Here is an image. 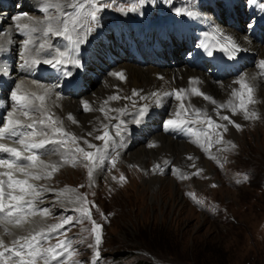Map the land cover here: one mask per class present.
<instances>
[{"label":"rangeland","instance_id":"374dc122","mask_svg":"<svg viewBox=\"0 0 264 264\" xmlns=\"http://www.w3.org/2000/svg\"><path fill=\"white\" fill-rule=\"evenodd\" d=\"M154 1L143 0L147 5ZM173 1H182L192 10L200 8V0ZM115 2L119 3L118 0ZM215 2L218 8L224 4L221 0ZM14 4L10 2V8ZM60 5L58 2L50 3L53 16L34 15L45 25L50 21L48 19L55 21L58 18V12L53 11ZM123 6L119 3L113 7L105 3L99 8L105 7L104 18H109L112 10L116 11L115 16L137 10L123 11L119 8ZM219 13L225 14L224 11ZM34 15L27 13L26 18H34ZM238 19L241 17L238 16L235 24L243 28L245 21ZM251 65H254V60ZM29 85L34 89L35 84ZM248 85L252 88V103L248 102L247 89L242 88L240 83L231 86L232 89L230 83H226L211 90L217 103L224 105L217 109L215 115L207 108V101L200 103L201 114L213 119L203 132L206 136L209 131L214 134L218 145L217 148L215 143L208 141L209 153L188 143L190 147L183 153L184 156L173 155L165 151L164 136L154 139V145L138 147L140 151L136 148L126 152L124 137L109 143L113 144L109 146L113 147L111 153L103 162L98 156V162L93 166L82 153L76 151L77 148L90 151L84 143L85 140L90 141V132H82L84 138L72 133L68 142L71 146L66 147V156L60 159L63 166L53 177V186H49L54 192H71L79 199L75 198V208L49 210L50 214L45 215L42 224L35 227L42 233L59 225L65 216L72 218V223L65 224L64 233L56 238L69 237L68 256L60 264H264V81L254 78ZM234 91L237 96L232 95ZM241 95L248 118L240 107L233 105L239 104ZM81 100L86 103V100ZM221 109H225V113H218ZM225 115L234 124L220 118ZM80 123L83 121L80 120ZM80 123L75 127L79 134ZM217 125L226 126L228 130L225 132ZM201 130L202 127L197 128L196 135H200ZM202 135L201 139L205 140L206 136ZM112 141L113 136L110 135L109 142ZM90 143H97L107 150L102 140L95 139ZM52 154L44 157L43 165H54L50 163ZM164 156H169L170 163ZM50 171L53 170L47 173ZM47 173L43 174L45 178L53 176V172H50L52 175ZM121 177L124 179L121 180ZM168 182L167 190L160 193L162 185ZM41 200L52 202L54 198L48 195ZM48 206L46 204L42 209ZM80 209H87L91 218L83 216ZM97 237L100 240L98 245ZM47 251L43 246V256L47 255ZM36 264L47 262L42 259Z\"/></svg>","mask_w":264,"mask_h":264},{"label":"bare ground","instance_id":"6f19581e","mask_svg":"<svg viewBox=\"0 0 264 264\" xmlns=\"http://www.w3.org/2000/svg\"><path fill=\"white\" fill-rule=\"evenodd\" d=\"M11 1L13 2V0H4V3L8 8L10 7L9 3ZM36 1L35 8L41 7L42 4L49 6L50 3L53 2L61 3L60 7L53 11L58 12L60 18L64 13L69 12V16L66 18L69 31L65 33L64 38L70 36L71 40L66 39L68 48L66 47L65 49L67 55L64 57V60L67 62L69 57H76L79 59V62L82 65L81 67L85 66L93 75H96L97 73V77L94 79L92 76L90 78V74L84 77L90 91L87 89L80 90L69 96L63 94L64 92L62 91L57 92L54 90L53 86L48 83L33 82L21 77L16 80L15 85L11 86V88H15L16 85H20L21 89H28L32 94L45 96L43 103L44 111L52 117V120H54L55 123L53 124L51 121H46L45 125L42 126L37 123V126L40 128H50V132L53 128H60L64 133L69 134L68 137L63 136L64 139L67 137V143L71 141L70 137L72 133L73 135L77 133L78 136H81L82 132L85 131L100 133L103 132V129L106 127L109 128V134L113 136V141L109 143H114L116 139L117 141L119 140V138L114 135L116 133L114 128L121 124L119 127L122 130V134L118 135H120V139L122 140L124 137L126 138L124 145L126 152L141 146L145 148L150 144L154 145L153 142L155 140L164 136V138H162L166 147L165 151L170 152L173 155L178 153L184 156L183 153H186L189 150V144L199 148L201 151L209 153V150L207 149L208 141L215 143V147L218 148V145L215 142L216 137L214 138L215 135L210 131L207 132V136L204 134L206 132L203 131L208 129L209 125L205 121V116H203L201 112L199 115L195 114L197 117L192 115L195 113L194 109L201 110L202 107L200 106V103L204 104V102L207 101V108L209 107L211 114L215 115L217 113L219 104L212 95V91L217 85L220 87L224 86L226 83H230V88L232 89L231 86L237 84V81H240L241 79L248 84L250 81H254V78L259 82L264 81V69L261 67V61H264V37L256 36L253 38L252 35L247 34L248 32L246 30L247 27H252L250 23L257 20L259 13L254 14V17H252L251 13L247 12L245 8H242L238 2L232 5L230 4V6L227 5L226 7L229 8L227 12H225L223 8H218L212 3L213 6L209 8L210 12H208V15L211 19L215 20L214 22H216L217 26L227 37H229L230 40H233L237 46L241 47L245 52L251 55L252 60L249 64L242 67L237 64L236 66L240 68L233 75H227V73L223 72L221 73V76L213 77L200 68H195L190 61V58L187 59L190 54L188 43L194 45L198 41V35L195 33V30L202 33L201 31L204 29L196 28L197 24L193 15L181 9V5L172 4L170 8V6L157 1L151 7L143 6L132 13L126 12L118 14L117 16L113 15L112 21H109L107 24L105 23V25H102L101 23H98V25L95 23L94 25L93 21L83 19V7H69V5H78L81 0L77 2H75V0ZM117 4L119 3L113 5L115 6ZM235 6L239 9H236ZM25 8L26 6L22 7L23 10ZM27 8L30 10V7ZM4 9L5 8H0V15ZM36 11L37 13H34ZM36 11L32 12L33 15L38 14L44 15L45 17L46 15H52L51 7L48 10L36 9ZM221 11H224L225 14L222 15L219 13ZM177 13H179V15ZM35 16L36 15H34L35 19L23 17L19 20V22H22L23 20H25L24 22H27L28 20L32 21L29 22V32H24V36L19 38L17 32L11 31L10 25L6 26V21L1 22L3 23V26L0 27V29H5V36H0V43H2V46H0L1 53L8 51L9 55L14 58L17 55V51L23 49V53L25 55L27 54L30 58L34 55L32 50L36 52V49L33 48L37 47L39 43H45L47 46L50 45L51 33L47 37L44 36V29L48 26V22H45V25H43ZM238 16L241 17V19H238L239 21L242 22L245 20L244 23L246 24L243 28H239V26L235 24ZM173 17H176V23L173 27L162 28L161 21H171ZM62 19H64V17ZM49 20L51 19H48V21ZM213 20L212 23H214ZM73 23H75L76 31L72 30ZM11 24L14 25L15 21ZM53 24V30L63 27L58 18L53 21ZM23 26L24 25L21 27ZM254 26L257 27V24ZM32 28H36L37 31L31 32L30 29ZM58 37L59 36H56L55 40ZM77 40H83L84 43L78 44L76 43ZM23 41H27V45L25 42L22 43ZM31 46H33V48ZM215 46L218 47L219 44L211 42V47L213 48ZM51 51L55 56H58L59 50L53 48ZM198 52L199 49H197L194 54H197ZM253 60L254 65H251ZM81 67H75L68 63V68L74 70V72H78ZM99 69L100 72L98 73ZM104 71L107 73H104ZM116 73H121L123 79L114 75ZM8 75L16 78L15 70L11 68ZM70 81L72 82L73 80L70 79ZM190 81H192V83H190ZM29 83L35 84L34 89L30 87ZM61 84H64V82H61ZM193 87L199 89L200 92L210 97V99L205 100L203 96H197L191 93ZM180 88L187 90L183 100V107L181 106V102L175 99L174 95L163 96V93L165 92L171 93L173 89ZM21 89H19V93H21ZM133 90H136L139 94L133 95ZM153 93H158L159 95L153 96ZM2 94L6 99L12 101L10 97H7L5 87L2 90ZM113 96L117 97V99H111ZM80 99L86 100L90 110H87L86 112L81 111V108L84 107V102L82 100L80 102ZM212 101H215V103ZM33 103L39 104V102L35 100H33ZM81 103H83L82 107ZM256 104H258V102ZM233 105L235 106L236 104ZM141 108H146L148 119L142 120L138 124L135 122L134 118ZM101 109H103V111H101ZM177 113H179V115H177ZM218 113H225V109H221ZM181 116L186 117L192 124L191 129L202 127L203 130H201L202 132H199L200 135H193L190 137L185 136L183 139L178 137L172 138L169 135L170 132H168L172 130L166 129L165 121L177 117L180 118ZM33 118H35L36 121H39L44 119V115L41 113H35L33 114ZM80 120L83 121L82 124L80 123ZM211 120L213 121V119ZM78 123H80L81 127L80 134L75 129ZM101 127L102 131H100ZM202 134L206 136V139L204 138L205 140L201 139ZM96 135L98 134H92L90 141H94ZM67 143H65L61 152L58 151L59 153L57 152V154H52V156H50V163H54L55 165V171H50L53 172L52 177H44L45 175L43 174H46V171L50 169L52 170V167L43 165L42 161L30 170L31 176H29V184L32 187L29 191L32 193V197L38 198L40 196L51 195V199L54 198V201L52 202L39 199L37 201V207L39 209H42L43 206L49 204L48 209L50 211L55 209L65 211L67 208H75L73 205L77 204L75 200L77 197L72 195L71 192H54L49 186V184H52L53 186L52 179L58 174V172H60L59 168L63 166L60 159L63 156H66V147L71 146L70 143ZM91 144L95 145L96 148L89 149L90 151L95 152L96 149H102L97 143ZM112 149L113 147H107V150L103 149L104 151L98 154L101 158V162L106 160ZM137 151H140V149L138 148ZM147 152L149 153L150 151ZM137 157H139V154ZM163 158L167 159L170 163L169 156H164ZM141 161L143 162V160ZM163 166H165V163ZM50 175H52V173ZM33 176H39L41 178L35 179L32 178ZM168 185L169 182L163 184L160 193L162 190H167ZM33 189H35L36 192H39V195H36L35 192H33ZM44 218L45 215L43 213L37 212L26 221H23L21 226H0V241H5V243L8 244V241L12 243L11 240L19 236L20 233L21 235L24 233L25 236H28L32 231L37 230L35 227L40 226ZM4 229L9 233L7 236H2Z\"/></svg>","mask_w":264,"mask_h":264},{"label":"snow or ice","instance_id":"6c2138e0","mask_svg":"<svg viewBox=\"0 0 264 264\" xmlns=\"http://www.w3.org/2000/svg\"><path fill=\"white\" fill-rule=\"evenodd\" d=\"M70 7L76 8V7H82V5H70ZM94 11H92L90 13L91 19L92 21H98V11H99V6L98 5H94ZM179 15V13H177ZM64 19H61L60 23L63 25L62 28H57L56 30H53L52 28V23L53 21L50 20L48 22V26L44 29V36L47 37L50 33L52 36H64L65 33H67L69 31L68 29V22H67V13L63 14ZM73 31H76V26L75 23H73ZM31 32H35L37 31L36 28H32L30 29ZM66 39L71 40L70 36H67ZM225 39H227V37H225ZM27 41L25 42V44L27 45ZM76 43L80 44V43H84L83 40H77ZM40 49L45 50V44L41 43L39 45ZM52 47H54L53 45H49V49H51ZM232 47L234 49H237L236 45H232ZM209 56L212 55V52H208L207 53ZM67 54L63 51V50H59L58 52V56H52L51 52H49V57H46L44 59V63L45 64H49L51 65L53 68H57L58 66L61 67V70L63 71V74L65 75V77H69L71 75L70 72V68H68V63H70L72 66L75 67H81L82 65L79 62V59L76 57H71L70 60L68 62H66L64 60V57ZM27 61L25 62V65H22V69L27 65ZM33 63H38V61H33ZM261 67H264V61H261ZM67 69V70H64ZM116 75L118 78L123 79V75L121 73H116L114 74ZM190 83H192V81H190ZM237 83H240L242 88H246L247 92H248V102L252 103V99H251V93H252V88L243 81V79H241L240 81H237ZM19 89H20V85H16V87L11 91L10 93V99L14 102L15 104V109L14 111H20L21 113H23V115L25 117L33 115L35 113H41L42 115H44V119H41L39 121H33L32 123H29L27 125L21 124L19 120H14V119H8L6 124H4L2 127H0V140H10L13 143H18L22 146L23 151L26 152H32L35 149H41L44 147V144L46 143V141L44 140H40L38 143H33L30 141L29 137L34 136L37 134L38 129L36 128V124L39 123L40 125H45L46 121H51L53 124L55 123L54 120H52L51 116H48L43 108V103L45 100V96L43 95H35V94H19ZM186 89L184 88H180V89H173L171 93L165 92L163 93V96H169V95H174L175 99L179 102H181V106L183 107V100L185 97V93H186ZM191 92L194 95L197 96H203V98L205 100H209L210 97H208L207 95L203 94L202 92H200L197 88L193 87L191 89ZM139 93L136 90H133V95H138ZM153 96L159 95L158 93H153ZM233 96H237L238 94L234 91L232 93ZM111 99H117V97L113 96L111 97ZM33 100L38 101L39 104H35L33 103ZM213 103H215V101H212ZM240 107L241 110H243L245 112V116L246 118H248V114H247V109L246 106L244 104L243 101V96H240V102L238 105H235L234 107ZM224 105H218V108H223ZM84 108L85 110H90L89 109V105L87 103H84ZM101 111H103V109H101ZM194 112L196 115L200 114V110L199 109H194ZM14 113H8V116L11 117ZM177 115H179V113H177ZM147 116V110L146 108H141L139 110V112L136 114L135 116V122L136 123H140L144 118H146ZM71 118V117H69ZM222 120H227L229 123L234 124V121L230 120V118L228 116H221L220 117ZM255 118V117H253ZM205 121L211 125L212 124V120L210 117L205 116ZM75 122V121H74ZM126 123V122H124ZM237 128L239 127V125H234ZM165 127L166 129H176L177 127L182 128L181 124H178V122L176 120L173 119H168L167 121H165ZM218 128L223 127L224 131L226 132L228 129L226 126L223 125H217ZM31 129V132H25L24 129ZM52 131V135L55 136L56 133H60L63 136H67L69 135L68 133H64L62 132V130L60 128H53L51 129ZM40 134L42 135H47V132H40ZM89 136L92 135V133H88ZM75 140V138H73ZM94 139L96 140H102L105 143V147H109V140H110V134L108 131H103L102 134L100 135H96L94 137ZM50 142V141H47ZM84 143L87 145L88 149H94L96 148L95 145L89 143L88 141H84ZM76 151L80 152L83 154L84 158L86 160L89 161L90 165H95V163L98 162V154L101 153L102 151H104L103 149H96V151H86L83 148H77ZM0 152L3 153H8L11 155V157L14 158V160H7V159H0V166H5L7 168H13L16 167L19 171L23 172V174L25 176H29L31 175L30 173H28L27 171H25V169L30 166L32 163H34L37 160V155L36 154H30L28 156H23L22 155V151L17 150L16 148H11V147H6L3 144H0ZM188 159H193L192 157H188ZM27 161V164H22L20 163V161ZM113 166H114V161H113ZM47 167V166H46ZM50 167H52V170L55 171V165H50ZM4 175H7L9 177V182H8V187L12 188L14 185H19L20 186V192L23 193V195L20 196H14V195H10L7 198L9 200H13V201H17L19 207L18 208H14L13 205H5L3 203H0V212H4L5 208L8 209L7 215L9 217L12 216L13 211H21L28 206H31V201H27L25 203H20L21 201H25V195H27L28 193L26 192L25 189V184L26 181H21V180H12L11 176L8 173H4ZM89 176H91V169L89 171ZM32 178L35 179H39L41 177L39 176H33ZM124 178L121 177V180H123ZM28 188H31V185L27 186ZM33 192H35L36 195H39V192H36L35 189H33ZM4 198V191H3V184L2 182H0V199ZM79 199V198H77ZM41 212L44 215H48L49 213V209L48 208H44V209H36L34 210L35 212ZM81 212V214L87 218H91L90 217V213L88 212L87 209H80L79 210ZM15 224L19 225L21 223V221L19 219H16L14 221ZM72 223V218L69 216H65L63 218V220L61 221V223L59 225H54L52 226V228L50 229L51 231H56L58 228H62L64 227L65 224H70ZM95 230V227H94ZM6 235H8L9 233L5 232ZM40 236L42 240H46L49 239L48 236L43 235L42 233H36L35 235H33L30 239L31 240H36V237ZM22 239H28V238H22ZM39 243V242H37ZM67 243H69L68 241L63 242L64 245H66ZM96 243L97 245L100 243L99 237H97L96 239ZM14 245H19V250H17V248L15 247H5L4 248V252H0V256H3L5 253H9V254H14L15 257H19L21 258L20 260V264H27V262L25 260L22 259V257L25 254V251H27V254L29 256H31L32 254V249H33V245L31 243L27 244V249L25 248L24 244L20 243V239L14 240L13 241ZM0 246H3V242L0 241ZM59 247V245H58ZM48 251H51V249H49ZM98 255V253H97ZM40 258H43V253L40 254ZM55 258V257H53ZM6 264V261H5Z\"/></svg>","mask_w":264,"mask_h":264}]
</instances>
